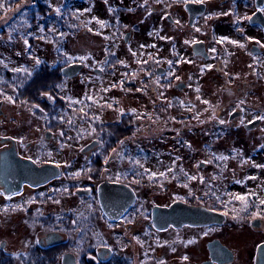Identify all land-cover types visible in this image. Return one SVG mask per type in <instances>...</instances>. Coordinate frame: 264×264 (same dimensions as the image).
I'll return each mask as SVG.
<instances>
[{
	"label": "flooded vegetation",
	"instance_id": "1",
	"mask_svg": "<svg viewBox=\"0 0 264 264\" xmlns=\"http://www.w3.org/2000/svg\"><path fill=\"white\" fill-rule=\"evenodd\" d=\"M103 2L110 8L107 37L127 42L138 26L130 27L121 14L138 13L146 1ZM261 9L264 0H151L149 55L130 61L109 50L100 65L66 61L58 67L62 77L56 74L53 87L38 93L63 103L56 93L67 103L51 116L14 95L23 84L11 91L0 87V121L12 116L4 109L5 97L12 96L16 106L30 108L44 123L30 132H0V264H264V219H253L264 211V191L249 190L245 177L234 180L239 169L233 168H264L257 167L264 165V144H247L240 157L233 146H217L204 159L190 161L196 147L178 135L180 143L167 147L176 150V160L157 168L142 160V152L152 150L141 145L142 132H148L142 120L188 123L200 105H215L217 136L231 132L235 141L240 133L247 143L253 134L264 138V119L258 118L264 116ZM221 37L228 39L221 43ZM75 62L83 63L81 70L63 74ZM24 68L31 75L0 65V85L28 80L47 67ZM92 72L102 80L98 89L88 79L96 78ZM85 76L87 86L73 91L71 80ZM173 110L181 113L174 116ZM67 119L70 126L62 124ZM78 119L88 127L77 128ZM153 172L157 176L149 178ZM249 193L256 195H249L244 210L233 197Z\"/></svg>",
	"mask_w": 264,
	"mask_h": 264
},
{
	"label": "rangeland",
	"instance_id": "2",
	"mask_svg": "<svg viewBox=\"0 0 264 264\" xmlns=\"http://www.w3.org/2000/svg\"><path fill=\"white\" fill-rule=\"evenodd\" d=\"M37 1L26 0L23 5L10 11L9 16H3L0 19V62H2L0 64L9 65L16 69L37 65V60L40 62L47 61L51 65H58L59 63L70 62L74 59L81 60V57H86L84 60L88 65L96 66L104 63V56L110 52L109 50L115 51L119 56L126 55L130 61L135 58V55L138 57L143 52H147L149 55L148 42L151 31L148 10L150 9L151 0H145L146 7L141 8L136 14H121L124 20L130 24V27L133 23H137L138 26L133 31V37L131 36L127 42L109 39L106 35V26L102 27L97 22H106L107 15L110 12V8L103 0H95L92 3V0H40L51 6L48 11V16H51L48 18L49 23H46L38 12ZM57 8L60 9L59 12L56 11ZM33 11L35 12V21L29 17L30 12ZM62 13L69 19H73V16L77 18V22L71 21L72 24L75 23L74 26L79 28L77 31L71 32L67 26L61 27L60 17ZM29 37L35 41L28 40ZM25 39L28 41L27 44L24 42ZM36 39L39 41H36ZM28 49L30 52H28ZM133 53L136 54L133 55ZM189 69L192 71L193 67L190 66ZM90 70L84 71L85 75ZM92 73L96 78L88 79L92 80V86L98 89L102 84V80L94 72ZM86 81V76L84 79L75 78L71 80L73 91L75 89L77 92L82 91L87 86ZM209 96L214 97L215 95L210 94ZM1 97L4 96L0 91ZM148 99L145 98L146 105L151 108L153 103L152 100ZM16 105V103L5 101V112L12 116L11 118L4 117L0 121V132H30L33 129L43 128V120L33 115L30 108ZM190 106L191 109L194 107L192 104ZM214 106L200 105V114L191 117L188 123L176 118L170 120H142L141 125L148 132H142L141 145L143 148L149 147L152 150L151 153L142 152V160L148 161L153 168L163 164L168 165L171 161L176 160L178 155L176 150L167 147H173L180 143L178 142V135H182L190 146L196 147L193 149L196 151L195 156L190 157V161L204 159L205 152L209 149L215 152L217 146H233L237 151V156L240 157L242 155L241 149H244L247 144L253 146L264 144V138L259 140L255 134L252 135L250 143L249 141L247 143L245 138L239 137L240 133H238L235 141H233L235 134L231 132H223L221 136H217L219 132H216V130L219 124L213 116L216 108L211 109ZM180 113L181 111H172L174 116ZM75 122L78 124L77 128L79 129L84 130L88 127L83 120L78 119ZM144 123H147V125ZM187 125L191 129L188 130ZM179 129H184V133L180 132ZM229 129L232 130L233 128ZM159 162L163 164L160 165ZM233 168L239 169L238 175H234V180L245 177L248 179L247 186L250 188L249 190L254 192L264 191V168L259 169L252 165L247 169L246 165L240 167L238 164H234ZM250 177H255V179H250Z\"/></svg>",
	"mask_w": 264,
	"mask_h": 264
},
{
	"label": "trees",
	"instance_id": "3",
	"mask_svg": "<svg viewBox=\"0 0 264 264\" xmlns=\"http://www.w3.org/2000/svg\"><path fill=\"white\" fill-rule=\"evenodd\" d=\"M26 2V0H0V5H3V7H0V19L3 18V16H9L10 11L20 7ZM38 12L41 14V17L44 19L46 23H49V19L51 16H48V11L50 9V5L38 0ZM4 9V10H2ZM70 13V11H68ZM29 17L35 21V12H30ZM71 18V17H70ZM71 21L77 22V19L73 16V19L67 18L63 13L62 16L60 17V24L61 27L67 26L71 32L77 31V26H74L71 23ZM64 29V28H63ZM28 40H33L31 37L28 38ZM30 52V50L28 51ZM66 62L59 63L58 65H55L54 68L48 69V66L50 65L47 61H42L39 64L47 67L40 72H38L34 77L30 79H23V78H18L14 80L13 82L7 84L3 83L0 85L5 91H11V89H14L19 83L23 84V87L19 89V91L14 94V95H19L20 97H25V101H28L32 105H39V107H35L36 111L41 112V114H53V111H56V108L58 106H66L67 103L60 99L56 93H54V97L58 98L61 100L63 103H59L58 100L53 99V102H48L45 101L42 97H39L40 92L47 90L48 87L54 85L56 82V74L59 75V77H62L61 74L58 71V67L61 65H64ZM1 66H5V64H0ZM7 70V69H6ZM6 74V72L4 73ZM20 93V94H19ZM52 111V112H51ZM70 119L63 120L62 124L64 126H70V123H68ZM52 122H55L53 120ZM127 127V126H126Z\"/></svg>",
	"mask_w": 264,
	"mask_h": 264
},
{
	"label": "snow or ice",
	"instance_id": "4",
	"mask_svg": "<svg viewBox=\"0 0 264 264\" xmlns=\"http://www.w3.org/2000/svg\"><path fill=\"white\" fill-rule=\"evenodd\" d=\"M194 2H196V3H203L204 0H194ZM0 7H3V5H0ZM56 11L59 12L60 9L57 8ZM261 11H264V9H261ZM224 14L226 15L227 13H224ZM245 18L248 19V17H245ZM97 22H98L102 27L105 25V22H104V21H97ZM177 23H178V22H177ZM197 31H199V29H197ZM227 39H228L227 37H221L219 42L223 43V42H224L225 40H227ZM24 42H25V44L28 43V41H27L26 39H25ZM230 42H231L232 44H237V45H239L240 47H244V45L241 44L239 41L231 40ZM185 43H188V42L185 41ZM262 46H264V45H262ZM211 51H212V52H215L216 49L213 48V49H211ZM133 55H135V53H133ZM80 59H81V60H84V59H86V57H81ZM0 63H2V62H0ZM36 63L39 64L40 61L37 60ZM120 63H123V61H120ZM138 63H140V61H138ZM143 63H147V61H143ZM168 63H172V61H168ZM5 66H6V65H5ZM206 67L211 68V67H213V66H212V65H207ZM13 71H15V72H25V73H27L28 75H31V73H28V70L25 69V68H16V69H13ZM149 75H151V73H149ZM177 79H179V77H177ZM156 82L159 83V80H157ZM121 83H123V82L121 81ZM113 87H115V85H113ZM104 91H108V89H104ZM45 95H48V94L45 93ZM5 98H6L8 101H10V102L15 103V100L13 99L12 96H6ZM49 99H52V97L49 96ZM87 99H88V100H92L93 97H92V96H88ZM203 102H204L205 104H208V103H209V101H207V100H205V101H203ZM75 103H80V104H82L83 101L78 100V101H75ZM241 103H243V101H241ZM107 106H108V107H111L110 104L107 105ZM35 107L38 108L39 105H35ZM79 111H80L81 113H83L84 115H87V113L85 112V109H84V108H80ZM121 111H123V110L121 109ZM132 111H135V109H133ZM258 118H259V119H264V116H262V117H258ZM95 119H98V117H95ZM219 122H220L221 124L224 123L223 120H221V121H219ZM68 123L71 124L72 121L69 120ZM241 123H243V121H241ZM92 131H95V129H92ZM63 134H64L63 132L60 133V135H63ZM120 143L123 144L124 142H123V141H120ZM113 152L116 153L117 150H116V149H113ZM221 159H226V158H225V157H221ZM107 162H108V161H107V159H106V160H105V163H107ZM137 163H139V161H137ZM257 167H264V165H257ZM75 175L78 176L79 173H76ZM159 175H160V176H164L165 173H159ZM155 176H157V173L153 172V173H151V175H150L149 178H152V177H155ZM191 179H196V177H191ZM250 179H255V177H250ZM137 183H139V181H137ZM186 186H187V185H185V187H186ZM249 195H253V196H254V195H256V194H255V193H249V194H247V195L235 194L233 198H234L235 200H239V201H241V202H242V205H243V209L246 210V209L249 207ZM9 198H11V197H9ZM217 199H219V197H217ZM56 202L59 203V201H56ZM259 205H264V198L259 199ZM17 207H22V206H17ZM227 214H228V213L225 212V215H227ZM256 217H260V218L264 219V211H260V210H258V211H256L255 213H253V219H255ZM188 243H192V241H188ZM184 259L187 260L188 257L185 256ZM161 264H163V262H161Z\"/></svg>",
	"mask_w": 264,
	"mask_h": 264
},
{
	"label": "water",
	"instance_id": "5",
	"mask_svg": "<svg viewBox=\"0 0 264 264\" xmlns=\"http://www.w3.org/2000/svg\"><path fill=\"white\" fill-rule=\"evenodd\" d=\"M82 67H83V63H81V62H75V63H71V64H68L67 66H65L62 69V72L65 75L72 76V75L77 74L81 70ZM1 105H2V101H0V114L3 113L2 109H1ZM249 126L251 127V125H249ZM14 160H16V158ZM3 162L5 164L6 159H3Z\"/></svg>",
	"mask_w": 264,
	"mask_h": 264
}]
</instances>
